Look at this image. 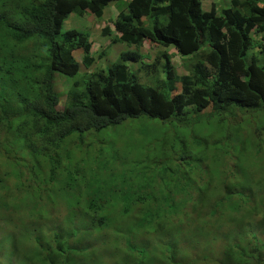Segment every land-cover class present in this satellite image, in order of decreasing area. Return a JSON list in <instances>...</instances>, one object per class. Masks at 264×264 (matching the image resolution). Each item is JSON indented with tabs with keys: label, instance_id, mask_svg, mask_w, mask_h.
I'll list each match as a JSON object with an SVG mask.
<instances>
[{
	"label": "trees",
	"instance_id": "trees-1",
	"mask_svg": "<svg viewBox=\"0 0 264 264\" xmlns=\"http://www.w3.org/2000/svg\"><path fill=\"white\" fill-rule=\"evenodd\" d=\"M111 1L114 0H0V158L15 164L13 151L22 158L26 154L33 161L41 156L50 163L48 180L52 187L56 180L54 171L60 163L59 152L65 150L66 156L71 157L74 148L68 149L64 144L74 134L81 139L88 131L98 132L140 117L157 119L166 125L173 122L189 125L213 116L234 117L237 111L264 112V0H229L227 6L220 5L218 10L215 3L204 9L202 0H124V6L117 5L112 28L105 26L102 33L110 35L114 32L112 40L135 47L144 40L156 46H171L180 57L189 59V72L176 74L168 54L163 52L152 64L145 66L151 70L161 68L164 77L155 86L147 85L137 80L136 73L126 63L131 59L139 60L141 54L138 50H122L116 61L89 74L82 88H78L80 82L74 79L67 91L68 102L59 109L60 96L53 84L54 74L75 76L79 72V63L73 57L76 49L83 50L85 67L94 63L88 34L74 28L62 31L63 21L70 13L90 12L101 17ZM256 34L260 36L255 38ZM256 46L263 61L250 53ZM102 55L100 52L99 56ZM146 71L149 72L147 68ZM21 82L30 83L34 91L31 87L23 89ZM10 132H14L15 141ZM18 138L22 139L21 143ZM99 146L93 153L95 156L80 160H92L94 174L84 179L78 162L67 172L65 183L60 187L67 190L76 184L77 176L82 177L79 179L81 183L85 181V187L78 188L77 184L70 201H77L83 216H90L91 222L95 223V215L102 214L105 208L111 213V209L118 207L128 215L138 207L137 229L156 231L160 233L159 237H164L159 247L163 262L149 264H164L165 260L167 264H220L208 254L193 256L186 262L174 260L176 238L188 236L194 223L198 225L205 206L202 205L203 193L202 196L199 193L191 195L185 189L188 183L184 178L179 179V186L174 189V194L185 192L178 200L169 189L157 201L154 192L146 189L149 181L142 185L143 191L126 189L123 181H116L118 177L114 173L99 176L101 169L97 165L101 167L103 163L98 157L105 158L106 166L110 168L112 158L116 157L114 151H117L115 146L104 147L101 143ZM108 154L111 157L106 158ZM238 157L228 164L229 172L219 181V196L206 206L207 211L204 210L210 217H221L225 212L230 217L229 213L245 209L249 203V195L239 190L245 183L237 168ZM232 183L239 186L237 190L231 189ZM4 187L1 179L0 189ZM233 193L237 198H231ZM50 194L42 200L43 205L55 202ZM107 194L109 199L101 206L105 203L103 196ZM37 204L34 200L33 206ZM33 214L45 216L46 212L43 209L28 213L29 216ZM247 214L245 212L239 220L229 218L227 223L220 222L219 227L226 224L225 231L232 232L243 222L246 224L245 217H255ZM82 219L78 218L75 229L85 223ZM104 221V217L99 216L96 224L102 226ZM48 224L53 223L48 220ZM186 225L190 227L184 228ZM166 226L174 230L173 235H167ZM254 230L252 225L246 230V237H252L251 241L247 240V245L242 237V240L237 238L227 244L235 248V254L231 249L225 251L229 264H264V242ZM66 231H54L50 244L41 243L36 234L30 236L39 248L37 255L42 264H57L50 247L54 242L56 251L66 254L72 249L61 237ZM122 242L135 254V259L138 253L142 254L140 260L130 264L145 263L149 254L146 246H132L126 237ZM66 261L67 255L63 259L64 263Z\"/></svg>",
	"mask_w": 264,
	"mask_h": 264
},
{
	"label": "rangeland",
	"instance_id": "rangeland-1",
	"mask_svg": "<svg viewBox=\"0 0 264 264\" xmlns=\"http://www.w3.org/2000/svg\"><path fill=\"white\" fill-rule=\"evenodd\" d=\"M202 2L204 9H209L210 5L215 3L218 10L221 6H227L229 0H202ZM125 3L124 0L111 1L104 8L101 17H96L90 12H84L82 15L70 13L63 21L62 31L74 28L88 34L92 42L91 53L94 56V63L90 67H85L82 64L83 50L76 49L73 51V57L79 63V72L75 76L54 74L53 84L60 96L59 109H63L68 102L67 91L74 79L80 82L78 88H82L89 74L97 68L116 61L122 50H138L141 54L139 60L131 59L126 63L136 73L137 80L147 85L155 86L164 77L161 68L151 70L145 66L152 64L153 60L163 52L168 54L176 74L189 72V59L180 57L171 46H156L147 40L141 46L135 47L112 40L114 32L110 35L102 33L105 26L112 28V20L118 11L117 5L124 6ZM259 36L256 34L255 38ZM258 50L259 47L256 46L250 50V53L262 60L263 56ZM100 52H103L102 56H99ZM20 84L25 90L31 87L30 83ZM31 90L34 91L33 87ZM164 123L157 119L140 117L124 120L115 127H108L98 132L88 131L81 139L74 134L64 144L68 149L74 148L71 149V157L66 156L65 150L59 152L60 163L54 171L56 178L54 187L48 180L50 163L41 156L33 161L30 157H26V154L22 158L13 151L15 164L0 158V180L5 183V187L0 189V264H42L40 256L37 255L39 248L30 236L36 234L41 243L50 244V237H54V231L64 229L68 231L61 237L72 249L65 254L56 251L55 242L51 244L57 264L136 263L142 258V254L138 253L135 259V254L123 244L124 237L129 239L132 246L147 247L149 254L144 264L163 262L159 247L164 237H159L160 233L156 231L137 229L135 220L139 218L138 207H134L128 215H124L118 207L111 209V213L105 208L102 214L95 215V223H92L90 216H83L84 213L82 214V209L76 204L77 201L74 199L70 201V195L77 189V184L78 188L83 185L85 187V181L81 183L79 179L82 177L77 176L76 184L64 190L65 192L60 188L65 183L67 172L71 171L78 162L79 172L84 174V179L94 174L95 167L90 164L92 160L86 162L80 160L85 156H93L100 147L99 143L104 147H117V151H114L116 157L112 158L113 164H110V168L106 166L105 158L98 157L103 163L101 167L97 165V168L101 169L99 173L101 177L114 173L118 177L116 181H123L126 189L139 191H143L142 185L149 181L146 189L154 192L157 201H160L169 189L174 199L183 197L185 192L181 194L179 191L174 194V189L178 188L179 179L182 178L188 183L185 189L189 190L191 195L197 196L199 193L202 196L203 193L202 205L205 206L198 219V225L195 226L194 223L188 236L176 238L174 260L186 262L193 256L208 254L220 264L224 262L229 264L225 251L231 249L235 254V248L227 244L242 237L244 245H247L252 237H246V230L251 225L256 228L254 232L264 242V112L251 114L247 111H237L234 117L213 116L209 120H201L189 125ZM227 135H229L228 139H226ZM13 136L14 132H10V137L15 141L16 136ZM17 141L21 143L22 139L18 138ZM238 155L237 168L242 175H239L242 177L240 179L245 183V187L239 190H244L249 195V203L245 209L229 213L230 217L226 212L221 217L218 215L210 217L204 210L207 211L206 206L219 196L221 188L219 181L229 172L228 164H232ZM109 156L111 157V154L106 155V158ZM20 158L23 160H19ZM208 174L210 176L207 177ZM231 187L235 191L239 186L232 183ZM52 191L54 193L50 194ZM47 194L55 199V202L49 206L42 204ZM103 197L105 203L101 206L106 204L109 195ZM231 198H237V194L233 193ZM34 200L38 201L36 206H33ZM43 209L47 214L45 216L28 215L32 210L39 212ZM245 212L254 214L255 217H245L246 224L239 223L240 227L238 225L232 232L227 229L225 231L226 224L219 227L220 222L227 223L229 218L241 219ZM99 216H103L105 220L102 226L96 224ZM78 218H83L85 223L75 229L74 224ZM48 220L53 224L49 225ZM187 227L189 228L190 225L184 226ZM165 229L167 235H173L174 230L169 226ZM65 255L67 261L64 263ZM230 259L233 260L234 257ZM167 263L168 261L165 260L164 264Z\"/></svg>",
	"mask_w": 264,
	"mask_h": 264
},
{
	"label": "crops",
	"instance_id": "crops-1",
	"mask_svg": "<svg viewBox=\"0 0 264 264\" xmlns=\"http://www.w3.org/2000/svg\"><path fill=\"white\" fill-rule=\"evenodd\" d=\"M114 1H115V0H114ZM202 5H203V2H202ZM203 8H204V7H203ZM146 41H147V40H144V41H143V44L146 43Z\"/></svg>",
	"mask_w": 264,
	"mask_h": 264
},
{
	"label": "clouds",
	"instance_id": "clouds-1",
	"mask_svg": "<svg viewBox=\"0 0 264 264\" xmlns=\"http://www.w3.org/2000/svg\"><path fill=\"white\" fill-rule=\"evenodd\" d=\"M102 14H103V13H102ZM116 14H117V13H116ZM113 37H114V36H113ZM141 45H142V44H141ZM141 45H140V46H141Z\"/></svg>",
	"mask_w": 264,
	"mask_h": 264
}]
</instances>
